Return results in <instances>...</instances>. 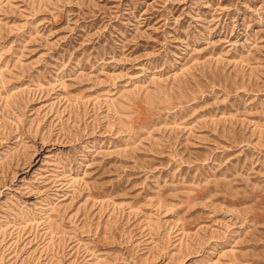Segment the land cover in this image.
Masks as SVG:
<instances>
[{
    "label": "rangeland",
    "instance_id": "1",
    "mask_svg": "<svg viewBox=\"0 0 264 264\" xmlns=\"http://www.w3.org/2000/svg\"><path fill=\"white\" fill-rule=\"evenodd\" d=\"M0 264H264V0H0Z\"/></svg>",
    "mask_w": 264,
    "mask_h": 264
}]
</instances>
